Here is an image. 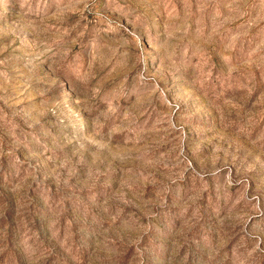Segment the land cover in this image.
<instances>
[{
    "label": "rangeland",
    "instance_id": "rangeland-1",
    "mask_svg": "<svg viewBox=\"0 0 264 264\" xmlns=\"http://www.w3.org/2000/svg\"><path fill=\"white\" fill-rule=\"evenodd\" d=\"M0 264H264V0H0Z\"/></svg>",
    "mask_w": 264,
    "mask_h": 264
}]
</instances>
